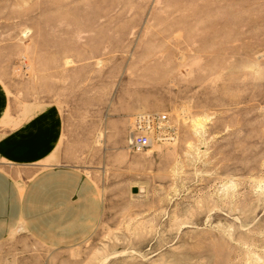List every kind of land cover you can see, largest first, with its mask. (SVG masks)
Masks as SVG:
<instances>
[{
  "label": "rangeland",
  "instance_id": "1",
  "mask_svg": "<svg viewBox=\"0 0 264 264\" xmlns=\"http://www.w3.org/2000/svg\"><path fill=\"white\" fill-rule=\"evenodd\" d=\"M0 66L19 114L135 104L174 130L133 152L122 118L76 147L93 231L62 248L15 231L0 264H264V0H0Z\"/></svg>",
  "mask_w": 264,
  "mask_h": 264
},
{
  "label": "crops",
  "instance_id": "2",
  "mask_svg": "<svg viewBox=\"0 0 264 264\" xmlns=\"http://www.w3.org/2000/svg\"><path fill=\"white\" fill-rule=\"evenodd\" d=\"M10 77L0 66V243L23 230L40 245L73 246L93 231L103 202L97 182L76 164V147L112 144L110 130L123 118L132 132V117L143 111L129 104L109 118L99 108L75 113L55 102L19 114ZM86 122H94V135ZM79 125L87 136L79 138Z\"/></svg>",
  "mask_w": 264,
  "mask_h": 264
},
{
  "label": "built area",
  "instance_id": "3",
  "mask_svg": "<svg viewBox=\"0 0 264 264\" xmlns=\"http://www.w3.org/2000/svg\"><path fill=\"white\" fill-rule=\"evenodd\" d=\"M128 146L133 152L143 151L155 143H168L174 137L169 117L160 112H143L133 117Z\"/></svg>",
  "mask_w": 264,
  "mask_h": 264
}]
</instances>
